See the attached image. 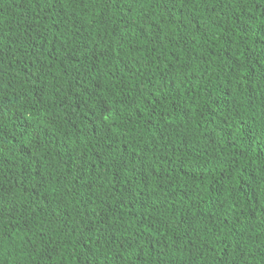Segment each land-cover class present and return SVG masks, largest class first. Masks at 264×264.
<instances>
[{"label": "trees", "instance_id": "1", "mask_svg": "<svg viewBox=\"0 0 264 264\" xmlns=\"http://www.w3.org/2000/svg\"><path fill=\"white\" fill-rule=\"evenodd\" d=\"M0 264H264V0H0Z\"/></svg>", "mask_w": 264, "mask_h": 264}]
</instances>
